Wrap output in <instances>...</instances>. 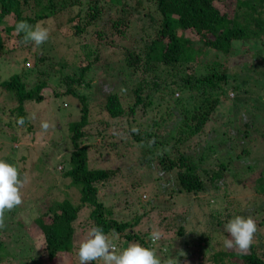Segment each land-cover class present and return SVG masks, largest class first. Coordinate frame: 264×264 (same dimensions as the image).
<instances>
[{
	"label": "trees",
	"instance_id": "1",
	"mask_svg": "<svg viewBox=\"0 0 264 264\" xmlns=\"http://www.w3.org/2000/svg\"><path fill=\"white\" fill-rule=\"evenodd\" d=\"M64 13L72 23L69 36L78 47L77 62L72 66L64 57L54 61L44 48L39 51L25 42L23 33H16V40L9 41L17 21L34 25ZM5 17L13 18L7 27L10 33L3 32L8 25ZM135 24L139 35L131 40L133 45H124L123 52V67L129 69V82L124 86L127 91L124 87L110 90L99 104L104 116H96L94 102L85 89L92 86L90 73L103 61V48L120 45ZM252 39L264 40V0H0V50L29 53L15 61L18 70L10 75L3 77L0 70V123L11 128L12 144L21 143L15 140L17 126L31 133V138L36 137L29 102H41L45 92L72 96L77 102V110L65 118L70 131L64 147L68 153L58 169L63 178L71 180L79 197L76 203L64 198L40 210L34 221L40 229L42 252H36L25 264H33L41 256L55 261L60 253L72 252L77 226L89 228L93 224L101 226L118 246L126 243L123 240L134 241L164 255L167 259H161V264H184L203 248L195 237H186L185 216L182 218L179 210H188L196 198L211 208L212 238L230 239L224 223L239 213L235 199H228L230 186L244 181L236 174L239 170L231 173L234 164L225 154L230 147L221 135L228 125L236 134L264 140V112L260 117H244L242 113L231 116L236 101H232L234 109L231 102L225 104L231 91L239 99L237 88L248 91L236 82L230 58L239 54L236 48L240 43ZM253 55L254 63L238 71L258 70L264 79V51ZM221 107L228 108V113H221ZM4 116L9 120L4 121ZM18 117L25 118L23 125L16 123ZM237 117L238 126L234 124ZM242 152L248 154L250 149L244 147ZM126 157L131 161L124 163ZM242 167L243 163L240 169L244 170ZM149 171L155 174L152 186ZM263 171L254 173L263 178ZM220 181L223 188L218 185ZM143 188L149 191L145 199L139 193ZM111 194H125L123 207L139 204L148 208L124 217L106 202ZM150 213L155 221L148 218L145 228L138 227ZM254 221L257 226L258 221ZM153 230L159 232L163 248L155 249L148 239ZM170 233L182 243L171 242L165 236ZM204 237L208 243L211 232ZM3 244L0 239V252L6 253ZM173 252H180L181 258L175 259ZM222 252L232 264H264V253L253 242L244 252L224 246ZM5 255L18 263L10 251ZM4 260L0 255V264Z\"/></svg>",
	"mask_w": 264,
	"mask_h": 264
},
{
	"label": "rangeland",
	"instance_id": "2",
	"mask_svg": "<svg viewBox=\"0 0 264 264\" xmlns=\"http://www.w3.org/2000/svg\"><path fill=\"white\" fill-rule=\"evenodd\" d=\"M58 16L59 17H48L38 21L49 29V38L40 47H37V49L41 51L44 48L45 52L54 57V61H57L59 57H64L72 66L75 60L77 62L76 54L78 50L75 40L69 36V30L72 31V29H68V26L70 28L72 23L67 22L68 17L65 13L59 14ZM5 19L8 25H6V27L2 26L4 27L3 32L8 33L9 29H7V27L13 23V18L5 17ZM60 19L63 20V22H59ZM137 29L138 27L135 24V29L131 33L132 36H128V39L121 42L120 45H107L103 48V61L90 73L91 76H93L92 86L86 87L85 89L89 94V99L94 102L93 108L96 116H104L99 104L110 90L119 91L122 90L125 85H128L129 69L123 67L124 45H133L131 40H133L134 36L137 37L139 35V29ZM15 34L16 32L12 31L9 41L16 40L14 39ZM12 44L13 46L16 45L15 42H12ZM236 50L239 54L230 58V64L233 65L232 69L237 74L234 76L236 82L240 87H246L248 91H240L239 88H237V94L241 96L240 99L238 96H233V92L231 91L230 100L225 101V104L228 106V103L231 102V107L234 109L232 101L235 99L236 111H232L230 113L231 116L233 114L242 113L244 117L249 115L260 117L264 112V79L258 75V70H246L242 73L238 70L244 68L245 65L254 63L253 54H255L257 50H261V52L264 51V40H246L240 43V48H236ZM20 51L22 50L19 49L16 50L18 53H12L0 50L1 76L6 77L10 75L11 72L18 70V66L14 65L15 61H21L23 56L29 55L27 50ZM28 60L31 62V59ZM258 60L260 61L258 58L256 62ZM4 63H7V65L4 66ZM258 66L257 63L256 67ZM90 74L88 76H90ZM123 89L127 91L125 87ZM177 94L178 92H175V96H177ZM27 107L30 121L34 125V130H36V137L34 136V139L31 138V133H24L23 128L17 126L18 133L15 140L21 141V143L18 145L13 143L15 146L17 145L15 147L12 144L11 128L5 127L4 122L0 123V144H3V148L0 149V159H5L16 165L20 178L24 181L20 188L22 203L10 211H5L2 221H0V229H2L0 239H2L4 243L3 252L7 251L6 253L0 252V255L5 259L4 264H14L9 259L7 260L5 258V254H7L8 251L15 257L13 259L18 261L16 264H25L27 260H31V256H35L36 252H42V244L38 239L40 229L36 225L34 218L41 209L45 208L46 205L51 202L68 198L76 203L79 197L77 188L71 186V180L69 178H63L61 175L62 171L58 169V166L61 165V163H59L60 160L66 158L68 153L64 147H66L70 131L69 122H67L65 118L69 113L77 110L76 99L72 96L56 97L48 95V93L45 92L44 100L41 102H29ZM224 107L220 108V112H225L227 114L228 108L224 109ZM220 115L219 113L218 116ZM4 117L6 119L4 121L9 120L8 117ZM12 117H15L14 114ZM238 118L240 117H237V122L234 123L235 125L240 123ZM42 121H46L49 125L46 130L41 128ZM116 131L113 129L114 133H116ZM234 131L233 128L225 125L221 137L226 141L228 148L230 147L225 154L229 156L228 159H232V164H234L231 173L234 172V169H236V171L239 170L236 174L239 175L238 178L241 181H244V184L233 183L230 186L231 193L228 195V199H235V205L239 212L237 215L251 216L254 220L258 221L257 230L253 235L252 242L260 253H264V221H262L264 214V175L262 178L260 176L262 174H260L259 178H257L254 173V171L260 172L264 168V140L250 134H236ZM25 139L29 146L25 144L27 143ZM244 147L249 148L250 153H243L242 150ZM134 155L136 154L133 153L132 156ZM126 160L127 161L123 160V162L131 161L129 157H126ZM241 163H243L242 168H245L244 170L240 169ZM249 168L251 169L250 172H248ZM154 178L155 174L149 171L148 181L150 186L154 185ZM223 180L224 179H222V181ZM228 180L229 178H226L225 182H228ZM218 185L220 188L224 187V183L222 182ZM255 186L262 191L256 192ZM106 191H108V193L112 192L110 189H106ZM148 192L146 188H143L139 193L142 194V197L145 199L149 195ZM119 194H116L118 196L111 194L106 198V202L115 208L116 213L124 217H130L133 211L143 212L145 207L142 205L141 207L139 204L135 205L137 207H123V198L126 196L125 194L121 196ZM222 203L225 205L224 201ZM218 207L221 208L220 203ZM179 210L181 217L185 216L183 222L185 221L186 224V237L188 239L195 237L198 241H201V246H203L198 254L186 258L183 261L184 264H223L221 261V256L224 255L222 252L224 246L223 240L219 238L220 236L218 239L217 237L212 238L211 208L197 201L196 198V200L191 202L188 210L184 212H182V208H179ZM148 218L154 219L155 217L150 213L149 216L143 219L142 224H139L138 227L145 228L146 224L150 222ZM77 230L78 233L74 237L71 246V248H73L72 252L60 253L55 261H49L46 256H41L37 258L33 264H79L77 249L80 240L86 236L88 228L77 226ZM210 232L211 237L208 240L209 244L204 243L206 241H204V236L210 235ZM172 234L173 233H170V235L165 236L170 239L171 242H179L177 245L182 243L181 238H175ZM215 234L216 232H214L213 237ZM35 238L38 240H35ZM114 240L115 239H112L113 243L116 245L117 251L122 247H126L129 243H137L123 240V242L126 243H122L118 246ZM163 243V240H157L153 243L154 248L160 249ZM189 247L191 248V246ZM192 249L194 248L192 247ZM173 250H175V248L172 249V251ZM180 254V252H173L171 256L178 259L181 258ZM156 255L160 260L162 259V261H166L167 259L161 253H156ZM224 257V264H232L231 258H227L225 255ZM96 264H100V262L97 261Z\"/></svg>",
	"mask_w": 264,
	"mask_h": 264
},
{
	"label": "clouds",
	"instance_id": "3",
	"mask_svg": "<svg viewBox=\"0 0 264 264\" xmlns=\"http://www.w3.org/2000/svg\"><path fill=\"white\" fill-rule=\"evenodd\" d=\"M14 31L17 34L23 33V40L31 42L35 47L41 46L49 38V29L40 22L33 25L26 20H19ZM16 123L23 125L25 118L18 117ZM48 126L46 121L41 122V128L46 130ZM23 182L17 166L0 159V221L5 211H10L22 203L20 188ZM223 228L230 237L223 241L224 247L237 248L241 252L249 248L257 230L256 222L251 216L241 215L229 218ZM148 239L156 242L159 239V232L155 230L149 232ZM77 256L79 264L97 261L100 264H161L154 249L140 243H129L117 251L116 245L108 238L103 228L96 224L91 225L86 236L80 240Z\"/></svg>",
	"mask_w": 264,
	"mask_h": 264
}]
</instances>
